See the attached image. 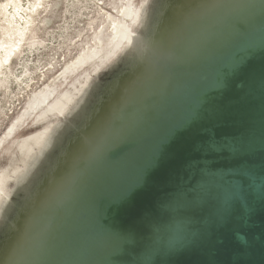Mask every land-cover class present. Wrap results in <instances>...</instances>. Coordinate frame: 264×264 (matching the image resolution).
Masks as SVG:
<instances>
[{
    "label": "water",
    "instance_id": "water-1",
    "mask_svg": "<svg viewBox=\"0 0 264 264\" xmlns=\"http://www.w3.org/2000/svg\"><path fill=\"white\" fill-rule=\"evenodd\" d=\"M0 264H264V0H139L1 165Z\"/></svg>",
    "mask_w": 264,
    "mask_h": 264
},
{
    "label": "rangeland",
    "instance_id": "rangeland-1",
    "mask_svg": "<svg viewBox=\"0 0 264 264\" xmlns=\"http://www.w3.org/2000/svg\"><path fill=\"white\" fill-rule=\"evenodd\" d=\"M6 1L0 0V4ZM45 1V7L39 11L33 27L35 46L24 47L23 54L11 60L0 78V167L42 111L34 109L25 116L34 96L61 82L65 69L83 54V49H88V44L90 48L93 46L94 34L99 27L106 28L100 46L104 50L110 48L113 33L109 26L111 22L106 18L109 14L123 18L120 8L125 3L124 0ZM133 3V7H138L139 0H133ZM3 24L1 19V40ZM94 63L84 67V71L81 69L79 74L74 72L66 84H60L57 94L69 91L85 78L86 73H93L96 68L92 66ZM14 126L17 130L6 139Z\"/></svg>",
    "mask_w": 264,
    "mask_h": 264
},
{
    "label": "bare ground",
    "instance_id": "bare-ground-1",
    "mask_svg": "<svg viewBox=\"0 0 264 264\" xmlns=\"http://www.w3.org/2000/svg\"><path fill=\"white\" fill-rule=\"evenodd\" d=\"M25 1L27 0H7L6 2L0 4V14L2 15L1 19L4 23L1 28L3 39H0L2 41L0 43V78L8 69L7 65L11 63V60L14 57L20 56L19 54L22 53L24 47L28 45L31 46L33 44L35 46L36 36L34 34L35 30H33V27L35 25L37 16L40 13L39 11H41V9L45 7L46 1L29 0V2L27 1L28 4L26 3L27 5H25ZM124 1L125 3L120 8V14L123 18H119L110 14L108 15V18H106L111 22L109 26L113 33L110 48L108 50H104L100 46V42H102L105 35L104 33H106V28L99 27L94 34L93 46L90 48V44H88V49H83V54H79L80 57L73 61L72 64L69 65L67 69H65V72H63V76L60 79L61 82L56 83V85L52 87L47 86L48 88L43 92L40 91L41 93L37 92L38 94L34 96V99L32 98L33 100L31 101V103H28L29 105L27 106L28 108L25 112V116L32 112V110L34 109H45L59 97L65 94L67 91H64L60 95L57 94L60 84H66L70 76L74 72H81V69L82 71H84V67H86L90 63L92 64L93 62H96L92 66H95V70H97L105 63L138 12V7L132 6L135 5V3H133V0ZM90 74L91 73H86L85 78ZM16 130L17 129H15L14 126L6 139L10 138Z\"/></svg>",
    "mask_w": 264,
    "mask_h": 264
}]
</instances>
